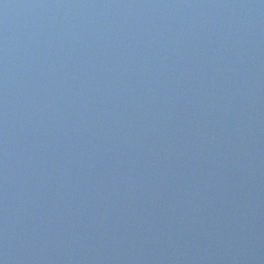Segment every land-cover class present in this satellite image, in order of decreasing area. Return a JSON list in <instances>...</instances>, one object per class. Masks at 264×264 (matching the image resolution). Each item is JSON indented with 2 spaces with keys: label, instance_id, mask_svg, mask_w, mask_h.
Returning <instances> with one entry per match:
<instances>
[{
  "label": "water",
  "instance_id": "1",
  "mask_svg": "<svg viewBox=\"0 0 264 264\" xmlns=\"http://www.w3.org/2000/svg\"><path fill=\"white\" fill-rule=\"evenodd\" d=\"M0 264H264V0H0Z\"/></svg>",
  "mask_w": 264,
  "mask_h": 264
}]
</instances>
